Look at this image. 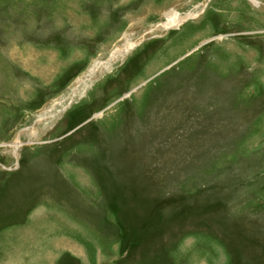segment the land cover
I'll use <instances>...</instances> for the list:
<instances>
[{
	"label": "rangeland",
	"instance_id": "obj_1",
	"mask_svg": "<svg viewBox=\"0 0 264 264\" xmlns=\"http://www.w3.org/2000/svg\"><path fill=\"white\" fill-rule=\"evenodd\" d=\"M259 2L0 0V264H264Z\"/></svg>",
	"mask_w": 264,
	"mask_h": 264
},
{
	"label": "bare ground",
	"instance_id": "obj_2",
	"mask_svg": "<svg viewBox=\"0 0 264 264\" xmlns=\"http://www.w3.org/2000/svg\"><path fill=\"white\" fill-rule=\"evenodd\" d=\"M250 1L252 3H254L256 6H259L260 5L259 0H250ZM168 17L169 18H168L167 22L162 25V28L164 30H169V29H172L174 27H178L186 19L196 17V14H190L187 17H180V15H178L177 13L171 11L168 14ZM133 46H134L133 44H129L128 46H124V47L118 48L116 51L113 52L112 57L110 58L108 64H104L103 65V68H107L108 65L111 64V62H115L117 59L123 58L130 50H132L134 48ZM18 143H20V142L16 141L15 144H14V146H13V151H15L16 154H17L18 147H20V145Z\"/></svg>",
	"mask_w": 264,
	"mask_h": 264
}]
</instances>
